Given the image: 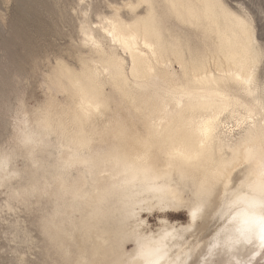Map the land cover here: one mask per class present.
<instances>
[{"label": "bare ground", "instance_id": "1", "mask_svg": "<svg viewBox=\"0 0 264 264\" xmlns=\"http://www.w3.org/2000/svg\"><path fill=\"white\" fill-rule=\"evenodd\" d=\"M217 2L123 0L110 3L109 13L95 10L96 20L92 6H82L79 66L58 60L46 77L65 96H51L39 108L52 131L38 128L37 110L18 115L10 175L0 176L1 186L26 173L16 190L21 202L34 196L37 204H51L41 226L47 249L58 256L54 264L129 258L136 246L124 242L129 225L120 185L139 184L145 169L164 189L145 199L175 194L177 202L226 163L237 162L233 175L244 168L256 182L264 177V48L257 33L253 47L209 7ZM28 134L35 142L24 143ZM18 156L27 160L24 170L13 166ZM202 206L188 231L166 238L170 258L187 262L200 255L208 264H233L251 257L264 264L258 241L226 247L230 217L210 203ZM222 232L209 254L207 241Z\"/></svg>", "mask_w": 264, "mask_h": 264}, {"label": "rangeland", "instance_id": "2", "mask_svg": "<svg viewBox=\"0 0 264 264\" xmlns=\"http://www.w3.org/2000/svg\"><path fill=\"white\" fill-rule=\"evenodd\" d=\"M122 1L0 0V149L14 146V124L23 111H36L51 96L64 99L50 88L46 77L58 60L79 66L82 6L90 4L91 19L96 20L95 10L109 13L110 3ZM239 6L253 15L264 48V0H245ZM260 66L264 83V59ZM24 159L18 156L13 166L24 170ZM26 181V173L21 172L0 186V264H54L58 256L47 249L49 243L41 226V216L51 204H37L34 196L21 202L16 190ZM182 219L176 218L179 222Z\"/></svg>", "mask_w": 264, "mask_h": 264}, {"label": "snow or ice", "instance_id": "3", "mask_svg": "<svg viewBox=\"0 0 264 264\" xmlns=\"http://www.w3.org/2000/svg\"><path fill=\"white\" fill-rule=\"evenodd\" d=\"M245 0H221L209 5V7L222 12L232 22L237 32L246 37L253 47H257L256 27L253 15L248 8L239 5ZM150 6V5H149ZM264 19V13L261 14ZM37 126L51 132L45 119L42 118V110L37 109ZM34 134L24 137L25 144L35 142ZM11 152L9 149H0V176L7 179L10 175L9 165L11 163ZM236 163H226L210 173L201 184L199 191L188 195L187 201L177 202L175 194L168 198L154 197L145 199V193L161 192L164 189L157 186L150 171L145 169L143 179L139 184L132 186L131 182L120 185L126 192L125 213L129 230L124 242L129 246L135 245L132 253H128V259L122 264H208L207 259L201 260L200 255L185 262L183 259L170 258L171 254L165 247V240L169 235L181 231H188L186 227L196 221L198 215L204 212L203 204L210 203L213 207L219 208L224 214V219L229 220V228L232 235L223 239L226 247L236 246L240 243L252 245L258 243L259 255H264V177L259 182L252 179V175H245V169L240 168L239 174L233 175L236 170ZM66 166L70 167L71 162ZM264 169V163L261 164ZM182 217L180 223H176L177 217ZM172 229L169 233L167 230ZM151 232L160 239L151 241V238L142 237L141 233ZM226 235L222 232L217 234L206 243L209 254L218 247L221 239ZM149 239L150 243L142 241ZM212 264H218L213 261ZM233 264H253L250 257L248 261L233 262Z\"/></svg>", "mask_w": 264, "mask_h": 264}]
</instances>
